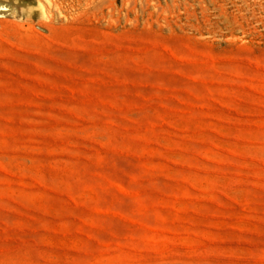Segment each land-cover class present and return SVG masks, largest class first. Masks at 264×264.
Masks as SVG:
<instances>
[{"label":"rangeland","instance_id":"374dc122","mask_svg":"<svg viewBox=\"0 0 264 264\" xmlns=\"http://www.w3.org/2000/svg\"><path fill=\"white\" fill-rule=\"evenodd\" d=\"M0 264H264V0H0Z\"/></svg>","mask_w":264,"mask_h":264}]
</instances>
